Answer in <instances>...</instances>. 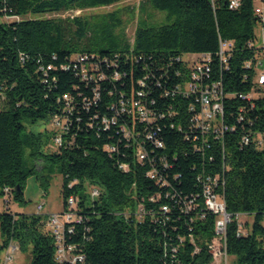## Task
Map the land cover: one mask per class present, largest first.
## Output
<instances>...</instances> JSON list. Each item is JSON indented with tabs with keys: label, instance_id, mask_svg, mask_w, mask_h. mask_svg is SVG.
<instances>
[{
	"label": "trees",
	"instance_id": "1",
	"mask_svg": "<svg viewBox=\"0 0 264 264\" xmlns=\"http://www.w3.org/2000/svg\"><path fill=\"white\" fill-rule=\"evenodd\" d=\"M119 1L0 0V16L24 17L15 22L0 20V77L8 90L7 102L0 103V195L9 196L8 206L0 211V251L15 241L20 249L32 253L31 264H58L57 244L46 215L14 211L12 201L27 203L24 187L30 173L43 177L46 185L40 171L59 164L63 210L69 208V197L76 195L83 215V221L74 222L76 230H67L66 237L79 244L87 264H209L207 242L215 234V215L200 199L194 169L198 155L184 149L189 140L177 128L167 126L163 112L174 117L169 109L178 99L173 91L181 80L178 72L184 67V53L210 52L217 57L222 37L233 40L234 46L230 68L223 74L226 90L235 94L226 102L227 114L236 121L237 112L244 107L246 120L238 126L248 129L252 122L253 128L264 130V86L258 89L261 93L255 106L239 97L254 84L257 58L248 44L257 36L258 4L241 0L233 9L230 0H147L166 12V21L139 23L130 47L123 34L120 39L108 25L98 27L86 17L25 18ZM112 17L117 19L115 14ZM21 53L28 56L25 61H21ZM79 55L89 58L75 67ZM249 59L252 65L246 66ZM84 69L88 71L85 78ZM117 73L119 79H115ZM138 90L144 91V100L157 115L155 129L161 128L159 135L167 144L162 153L170 159L168 171L159 165L168 174L166 183L148 177L151 164L140 162L126 146L119 130L122 119L117 126H104V117L116 115L122 101L128 102ZM65 95L71 96L75 106L67 117L72 123L70 131L61 147L51 138L56 149L45 150L51 145L49 136L45 141L42 133L27 134L24 120L48 121L63 111ZM111 145H117L119 151H111ZM26 148L44 159L41 167L36 161L26 165ZM123 162L130 167L123 169ZM229 163L227 208L253 215L246 223L247 234H237L236 220L229 224V250L238 264H264V150L232 147ZM86 184L97 188L100 195L89 199ZM154 195L156 199L151 200ZM140 205L146 214L142 221L135 214ZM163 205L169 209L164 210ZM195 245L201 248L198 253Z\"/></svg>",
	"mask_w": 264,
	"mask_h": 264
},
{
	"label": "built area",
	"instance_id": "2",
	"mask_svg": "<svg viewBox=\"0 0 264 264\" xmlns=\"http://www.w3.org/2000/svg\"><path fill=\"white\" fill-rule=\"evenodd\" d=\"M240 4L241 0H230L229 7L235 9ZM255 11L261 18L258 24L261 25V31L257 32L256 38L248 44L255 49L257 58L253 65L255 73L252 81L254 84L249 92L239 93V97L247 100L252 106H255V98L261 93L258 89L264 86V72H258L257 70L258 65L264 62V6L257 5ZM0 18L1 21L15 22L22 20L23 16L6 13L1 15ZM233 47V40L220 37L217 57L210 52H202L198 53L190 62L184 59V67L178 72L181 80L177 89L173 91L174 97L177 95L178 99L176 105L169 109V114L174 117L170 118V116H167V111L166 113L163 112L167 118V126L177 128L184 134L185 139L189 140L184 144V149L193 151L198 155L194 169L197 171L196 175L201 186L200 199L204 207L215 215V234L211 241L207 242L208 251L211 255L209 264H228L229 257L234 255L230 252L228 245V226L233 220L238 223L237 234L239 236L247 234L249 231L246 225L249 219L247 218V220L245 217L250 216V213H232L227 208L225 187L227 173L230 169L231 148L253 146L255 149L264 150V130L253 128L251 126L252 122L248 123V129H245V125L241 128L238 126V123L243 124L246 120L244 107L237 112L236 121L232 120L233 118L227 114L228 104L226 102L228 98L235 96V94L226 90L223 74L225 70L230 68L229 62ZM27 57L25 53L20 54L21 61H25ZM88 58L87 55H79L75 67H79V64L84 63ZM245 64L251 66L252 60H247ZM48 68H51V65ZM83 71V78H85L88 71L87 69ZM119 78L120 74L117 73L115 79ZM139 82L145 84L144 79ZM144 95V91L138 90L136 96L130 98L128 102L122 101L121 109L118 112L116 111V115L104 117L103 122L107 129L111 125L117 126V123L122 119L119 130L126 140V146L135 151L140 162L151 164V169L146 172L148 177L154 179L157 183H166L168 182V174H164L159 165H162L163 168L161 169H165L170 164L168 154L166 152L162 153L167 144L163 137L159 135L161 128L155 129L154 124L157 115L152 114L149 103L144 100ZM7 97V86L0 77L1 105L7 102ZM65 98L63 111L56 113L51 118L54 123L53 143L60 147L64 143L65 133L70 131L72 124L67 120V117L75 109L71 96L65 95ZM154 102V100L151 101V104ZM126 115H128V118H126ZM59 127L61 129L57 131L56 128ZM235 134L237 137H234ZM108 148L113 152L119 151L117 145H111ZM216 158L221 159V162H217ZM120 166L123 169L130 167L127 162L121 163ZM165 170L168 171V169ZM5 191L9 192L10 188L7 187ZM90 194L91 198H96L100 195V191L97 188H91ZM2 197L3 206H0V211L9 203L8 193ZM150 199H156L155 195L151 196ZM45 204V201L38 203L37 213L43 214ZM192 206L193 201L188 204V209H191ZM142 207L140 205L135 213L141 221L146 215ZM163 209L167 211L169 208L167 205H163ZM44 214L57 244L58 264H87L86 253L80 249L79 244L67 240L66 237L67 230L70 232L76 230L74 222L80 223L83 221V215L79 212L78 197L76 195L69 197L68 209ZM201 217H205V214H201ZM190 237L194 241V238ZM181 241L183 242V240ZM17 248H19V245L14 241L9 244L4 259L6 263L14 259L13 252ZM194 251L196 253L201 251L200 246L195 245Z\"/></svg>",
	"mask_w": 264,
	"mask_h": 264
},
{
	"label": "rangeland",
	"instance_id": "3",
	"mask_svg": "<svg viewBox=\"0 0 264 264\" xmlns=\"http://www.w3.org/2000/svg\"><path fill=\"white\" fill-rule=\"evenodd\" d=\"M256 4L264 6V0H255ZM115 14L117 19H114L112 15ZM86 17L93 21L98 27L108 25L111 28L114 35H118V38L122 39V34L130 47L133 37L135 35L136 27L141 22L149 24H160L166 21V12L155 9L147 0H120L119 2L106 5L96 6L89 8L73 7L72 9L64 10L58 13H45L42 15L29 14L25 18L35 17H62V18H73V17ZM24 19V17H23ZM1 20V18H0ZM261 25L256 27L257 32L261 31ZM102 28V27H101ZM261 35V34H260ZM259 35V36H260ZM198 53L185 52L184 59L190 62ZM258 72H264V62L259 64L257 67ZM53 121H39L33 123L30 120H24L25 132L30 134L32 132L42 133L43 139L47 141L50 139V147L47 148L56 149L51 143L53 138ZM61 127V126H60ZM56 128L59 131L61 128ZM55 130V131H56ZM52 136V137H51ZM46 145V144H45ZM48 146V145H47ZM25 161L26 165L30 166L36 161L38 167L44 164V159L35 157L30 154V149L25 150ZM44 178L47 180V184L44 185L43 177H39L37 173H30L27 177V181L24 187V199L27 203L23 204L19 201H12V209L17 212L26 213H37V205L41 201H45L44 213L60 212L64 209V197L62 193L63 189V174L60 170L59 164L54 166H48L45 170L40 171ZM86 192L88 198L91 199L89 184H86ZM0 206H3V197L0 195ZM250 218L252 221L253 215L245 217ZM245 221V220H244ZM3 242V236L0 229V244ZM15 242V241H14ZM16 243V242H15ZM9 246V245H8ZM8 246L0 251V264H31L32 253L30 251H23L20 248L14 250V259L6 263L5 253ZM228 264H237L236 256L231 255L229 257Z\"/></svg>",
	"mask_w": 264,
	"mask_h": 264
}]
</instances>
